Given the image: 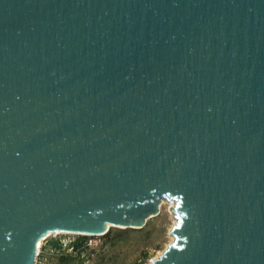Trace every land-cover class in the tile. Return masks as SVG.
<instances>
[{
  "label": "water",
  "instance_id": "obj_1",
  "mask_svg": "<svg viewBox=\"0 0 264 264\" xmlns=\"http://www.w3.org/2000/svg\"><path fill=\"white\" fill-rule=\"evenodd\" d=\"M163 200L151 264H264V0H0V264Z\"/></svg>",
  "mask_w": 264,
  "mask_h": 264
},
{
  "label": "rangeland",
  "instance_id": "obj_2",
  "mask_svg": "<svg viewBox=\"0 0 264 264\" xmlns=\"http://www.w3.org/2000/svg\"><path fill=\"white\" fill-rule=\"evenodd\" d=\"M170 208L175 202L164 200L160 214L142 229L111 227L104 236L52 234L42 242L35 264H151L174 240L170 232L177 218ZM52 240L62 247L53 248Z\"/></svg>",
  "mask_w": 264,
  "mask_h": 264
},
{
  "label": "trees",
  "instance_id": "obj_3",
  "mask_svg": "<svg viewBox=\"0 0 264 264\" xmlns=\"http://www.w3.org/2000/svg\"><path fill=\"white\" fill-rule=\"evenodd\" d=\"M50 245H51L53 248H61V247H62V244H61V242H60L59 240H52V241L50 242ZM73 247H74L75 249H78V244H77V243L73 244Z\"/></svg>",
  "mask_w": 264,
  "mask_h": 264
},
{
  "label": "bare ground",
  "instance_id": "obj_4",
  "mask_svg": "<svg viewBox=\"0 0 264 264\" xmlns=\"http://www.w3.org/2000/svg\"><path fill=\"white\" fill-rule=\"evenodd\" d=\"M164 201V200H163ZM162 201V202H163ZM174 216V215H173ZM110 226V228L112 227L111 225H109ZM110 230V229H109ZM61 233H68V232H58V233H53V234H61ZM74 234V233H73ZM50 235H52V234H50ZM50 235H46L42 240H40V242H39V245H38V247H37V254H39V251H40V248H41V246H42V242L47 238V237H49ZM172 236V235H171ZM172 239H174V236H172Z\"/></svg>",
  "mask_w": 264,
  "mask_h": 264
}]
</instances>
